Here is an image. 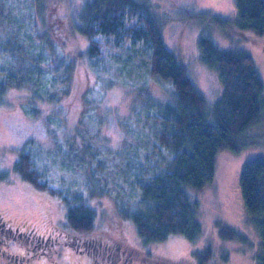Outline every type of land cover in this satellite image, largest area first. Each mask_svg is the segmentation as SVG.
Segmentation results:
<instances>
[{
    "label": "trees",
    "instance_id": "16d2710c",
    "mask_svg": "<svg viewBox=\"0 0 264 264\" xmlns=\"http://www.w3.org/2000/svg\"><path fill=\"white\" fill-rule=\"evenodd\" d=\"M80 1L71 29L67 19L50 11L45 0H0V108L10 105V93L27 92L28 98L20 106L28 116L38 118L44 111L41 104L55 106L70 96L73 72L82 62L98 74L121 79V66L140 59L149 80L170 88L171 96L165 100L147 96L137 101L132 115L122 121L129 135L115 152L103 151L104 145L95 140L94 135L101 132V121L94 126L96 134L89 136V127L83 126L81 118L74 135L61 139L63 118L48 114L52 144L28 139L14 171L36 190L66 205V227L77 235L96 231L97 213L91 200L103 187L111 189L112 179L120 185L117 188L129 187L137 191L141 202L149 203L144 208L134 205L137 209L130 211L120 195L112 198L120 217L134 223L145 244L164 242L174 235L195 241L202 227L188 188L202 189L210 184L218 152L242 151L251 142L238 137L252 126L258 130L264 127V85L256 58L245 48L226 49L209 37L199 39L202 63L219 74L222 84L221 95L210 106L187 66L166 45L164 21L150 0ZM235 1L237 20L214 16V23L225 32L235 26L263 35L264 0ZM69 33L86 38L85 54L73 57L66 50ZM84 107L83 117L89 110L96 112L98 102L85 98ZM76 164L83 178L80 193L72 195ZM52 173L59 176L60 184L54 182ZM6 179L0 171V182ZM241 188L246 209L261 237L257 263L264 264V159L245 163ZM1 227L7 225L0 215ZM219 233L224 240L247 241L227 225H222ZM130 250L138 254L136 249ZM212 257L210 247L196 254L201 264H209ZM153 261L194 263L186 258L183 262Z\"/></svg>",
    "mask_w": 264,
    "mask_h": 264
},
{
    "label": "rangeland",
    "instance_id": "374dc122",
    "mask_svg": "<svg viewBox=\"0 0 264 264\" xmlns=\"http://www.w3.org/2000/svg\"><path fill=\"white\" fill-rule=\"evenodd\" d=\"M45 1L56 16L67 19V26L72 29L71 19L76 16L81 1ZM150 1L164 21L163 38L166 45L187 66L192 80L206 98L208 105L213 106L217 101L221 95L222 84L219 74L201 61L199 48L201 37L213 39L222 48H245L250 51L256 58L258 76L264 85V34L240 31L235 26L225 32L212 19L219 16L235 22L238 18L235 0ZM61 35L63 36L62 33ZM66 37V50L71 56L85 54L88 46L85 37L78 33H69ZM121 69L123 77L113 79L106 73H96L88 64L78 63L73 72L70 96L55 106L41 104L44 111L38 118L28 116L20 106L23 99L28 98L27 92L10 93L12 95L8 97L10 105H7V108H0V171L7 175V179L0 182V215L6 221L7 228L9 227L8 229L1 227L0 230V264H97L92 254L68 247L65 235L60 234V231H65V234H76L66 227L68 225L66 205L58 198L38 191L24 182L14 171V164L28 139L38 140L46 146L52 144L46 122L47 115L52 113L58 115V119L63 118L64 127L62 125L63 128H59L61 139L74 135L81 118L83 126L89 127V136L96 134V124L101 121V132L94 135L96 142L104 145L103 151L108 149L118 151L129 135V128L122 125V121H126L127 117L132 115L137 101L147 99V96L165 100L172 93L170 88L149 80L146 67L141 65L140 59L125 68L121 66ZM44 80L47 83L46 78ZM45 86L50 87L49 84ZM84 97L97 101L98 110L96 112L93 109L89 110L87 116L83 117ZM16 105L18 107L14 108ZM262 123L264 125V120ZM255 127L248 128L238 137L251 142L242 151L237 153L224 149L218 152L214 179L210 184L202 189L188 188L191 201L197 205V217L202 227V232L195 241L174 235L164 242L145 244L134 223L120 217L112 198L120 195L130 211L137 209L134 205L144 208L149 203L141 202L137 191L134 193L135 190L129 187L128 189L121 187L124 193L121 192L123 190L116 187L120 185L112 179L109 180L112 188L103 187V190H99L91 200V206L97 213V229L92 235L95 237L112 235L117 237V240L133 243L134 245L120 247L123 250L128 247V251L137 250L134 264H155L153 261L155 258L158 262L162 259L164 261L182 259L183 262L186 258L192 263L194 261L193 264H201L196 254L209 247L213 251L209 264H258L256 255L261 251V237L246 209L241 188V175L245 163L258 158L264 159V127L260 130ZM79 168L80 165L77 164L74 167L76 175L72 178V183L76 186L71 189L72 195L80 193L78 190L83 173L79 172ZM52 174L55 176L54 182L60 184L59 176ZM59 175L62 176L60 173ZM123 184L126 183L121 185ZM222 225L234 228L247 241L222 239L219 233ZM18 233H23V236H18ZM27 235L31 244L35 238H48L49 235L53 237V242L35 252L36 245L23 243L27 241ZM26 251L30 255L22 259L20 254H25ZM42 252L48 254L42 256Z\"/></svg>",
    "mask_w": 264,
    "mask_h": 264
},
{
    "label": "flooded vegetation",
    "instance_id": "af4514ba",
    "mask_svg": "<svg viewBox=\"0 0 264 264\" xmlns=\"http://www.w3.org/2000/svg\"><path fill=\"white\" fill-rule=\"evenodd\" d=\"M60 234L65 235L66 245L68 247H73L77 251L83 253L87 252L88 254H92L97 261V264H99L100 262L103 264H134V260L137 257V255L134 257L133 251H128L129 249L127 248H125L126 250H123L120 247V245H134L133 243H127L121 240H117V237H114L112 235H98L95 237L94 235H92L94 233L85 235H72L71 233L65 234V231H60ZM19 235L20 237H22L23 233H18V236ZM26 238L27 241H24L23 243L25 245H36L37 250L35 252L42 249L44 245L49 246L50 243L53 242V237L50 235L48 236V238H35L32 244L29 242L28 235L26 236ZM20 244L23 245L22 243ZM48 248L49 247H47L46 250ZM46 254H48V252H42L41 255L44 256ZM28 255H30L28 251H26L25 254H20V256L23 257L22 259L25 258L24 256ZM36 255L34 257H36ZM15 256V258L17 259L16 254Z\"/></svg>",
    "mask_w": 264,
    "mask_h": 264
}]
</instances>
